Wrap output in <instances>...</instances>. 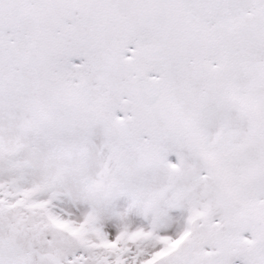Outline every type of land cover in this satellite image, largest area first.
<instances>
[{
	"label": "snow or ice",
	"instance_id": "snow-or-ice-1",
	"mask_svg": "<svg viewBox=\"0 0 264 264\" xmlns=\"http://www.w3.org/2000/svg\"><path fill=\"white\" fill-rule=\"evenodd\" d=\"M0 264H264V0H0Z\"/></svg>",
	"mask_w": 264,
	"mask_h": 264
}]
</instances>
